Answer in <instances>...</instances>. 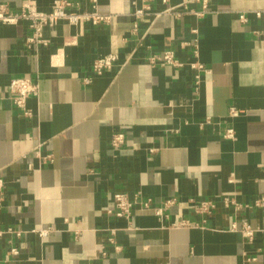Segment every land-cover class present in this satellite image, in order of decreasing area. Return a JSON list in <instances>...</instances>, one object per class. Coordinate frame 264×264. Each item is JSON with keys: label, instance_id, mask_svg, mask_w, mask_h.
<instances>
[{"label": "crops", "instance_id": "1", "mask_svg": "<svg viewBox=\"0 0 264 264\" xmlns=\"http://www.w3.org/2000/svg\"><path fill=\"white\" fill-rule=\"evenodd\" d=\"M36 1L49 10L58 0ZM98 8L109 23L61 21L45 28L48 44L31 47L26 22L0 23V227L25 231L0 241V264H264V0H210L205 15L179 18L160 14L161 0ZM194 38L211 69L198 92L194 47L183 45ZM166 49L185 64L149 63ZM110 53L114 65L95 72ZM20 76L39 80L30 115L9 90ZM230 127L234 138L224 137ZM118 192L175 202L163 218L135 206L127 219L109 212ZM207 200L213 209L198 212ZM244 222L258 229L252 241ZM12 245L19 253L8 257Z\"/></svg>", "mask_w": 264, "mask_h": 264}, {"label": "built area", "instance_id": "2", "mask_svg": "<svg viewBox=\"0 0 264 264\" xmlns=\"http://www.w3.org/2000/svg\"><path fill=\"white\" fill-rule=\"evenodd\" d=\"M152 1V0H147ZM165 8L160 12V14H170L177 18L182 17L186 13H193L198 16H203L210 9V0H183L180 3L173 4L171 0H161ZM92 6L89 9H82L79 2L74 0H58L52 5L49 10L41 9L38 6L36 0H26L20 10H15L11 8L6 3H0V23L18 24L20 22H26L30 29L31 34L26 38V44L31 47L34 44H48L49 39L45 36V28L51 27L55 28L59 22L65 21L68 24H79V23H92V24H104L109 23L112 20L113 15L104 13L98 8V0H90ZM194 2L201 3L200 9H195L191 7ZM149 8L147 4L144 8H139L135 11L136 18H141L146 10ZM243 21L247 20L245 14L241 15ZM138 24L135 23L134 30H136ZM196 32V29L194 30ZM193 45L194 53L196 59L189 62L188 64L194 70V86L195 92H198L202 78L204 74L209 73L211 69L207 67L199 58L198 51V41L194 38L193 41H185L183 45ZM117 59L116 53H110L103 57H100L94 62V71L97 73H102L105 69H109L114 65ZM149 63L151 65H172L175 67L183 66L185 63L177 58L174 50L166 49L161 52L152 54L149 57ZM91 78H86L85 82L90 83ZM39 80L38 78H33L29 76L14 77L10 84L9 90L12 95L14 104L22 110L25 115H30L31 111L27 108V100L32 95H37L39 92ZM231 113L235 114L236 109L232 108ZM207 121H210L208 118ZM224 137L234 138L235 131L232 127L228 128ZM124 142V134L121 132H116L112 136V145L114 147H119ZM50 157V156H48ZM264 173V165H263ZM5 185V181L0 177V193H2ZM1 200V196H0ZM114 208L109 209L110 213H114L117 216L125 217L130 219L135 206H139L143 209H150L159 217L163 218L167 215L166 209L169 205L175 202L174 199L167 200L164 204H156L155 201L150 197H144L141 193H136L134 197H130L125 192L115 193L114 197ZM230 199H226V203L229 204ZM264 199L258 200L257 204H263ZM215 203L213 201L207 200L202 201L196 205L198 212L208 213L210 212ZM180 225L187 226L190 225L189 221L182 220ZM236 228V224L233 225ZM53 227L48 228H36L33 231L38 232L40 235L45 236L51 232ZM257 227H254L251 223L244 222L240 228L243 236L248 240L252 241L255 233L257 232ZM25 231L13 226L0 227V241L6 235H14L21 237ZM12 243V241H11ZM19 253L18 247L12 245L7 256L16 255ZM1 260V257H0Z\"/></svg>", "mask_w": 264, "mask_h": 264}]
</instances>
